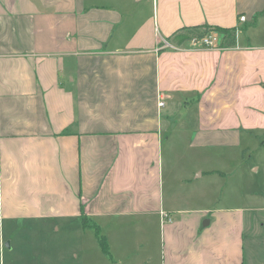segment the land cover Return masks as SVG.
<instances>
[{
	"label": "crops",
	"instance_id": "crops-1",
	"mask_svg": "<svg viewBox=\"0 0 264 264\" xmlns=\"http://www.w3.org/2000/svg\"><path fill=\"white\" fill-rule=\"evenodd\" d=\"M263 10L264 0H0V218L100 230L138 218L160 225L145 264H247L242 216L177 203L175 184L191 186L198 169L174 156L264 132ZM203 25L236 27V42L197 45Z\"/></svg>",
	"mask_w": 264,
	"mask_h": 264
},
{
	"label": "rangeland",
	"instance_id": "rangeland-1",
	"mask_svg": "<svg viewBox=\"0 0 264 264\" xmlns=\"http://www.w3.org/2000/svg\"><path fill=\"white\" fill-rule=\"evenodd\" d=\"M174 158L179 164L189 159L184 165L191 174L198 169L191 186L175 184L181 188L177 203L235 210L246 224L245 262L264 264V132L254 131L229 147L179 148ZM108 223L99 234L110 237L106 252L93 221L84 229L81 220L14 223L0 218V264H145L154 248L156 254L159 224L144 227L147 223L138 218Z\"/></svg>",
	"mask_w": 264,
	"mask_h": 264
},
{
	"label": "trees",
	"instance_id": "trees-1",
	"mask_svg": "<svg viewBox=\"0 0 264 264\" xmlns=\"http://www.w3.org/2000/svg\"><path fill=\"white\" fill-rule=\"evenodd\" d=\"M260 15H264V10H263L262 14H260ZM203 27L204 28L195 27L191 31L192 32V34H190L191 38L194 36L204 37V35L214 33L220 37L219 45L221 47H223V45L231 47L236 42L235 41L236 33H237L236 27H234L233 29L232 28H225V27H221V26L217 27V26H212V25H203ZM84 223L86 226H90V225H88L89 224L88 220H84ZM95 226H96V232L98 234V238H100L102 245H103V248L107 252L108 251V245H107V241H106L107 238H105L102 234L99 235L100 229L97 225H95Z\"/></svg>",
	"mask_w": 264,
	"mask_h": 264
},
{
	"label": "built area",
	"instance_id": "built-area-1",
	"mask_svg": "<svg viewBox=\"0 0 264 264\" xmlns=\"http://www.w3.org/2000/svg\"><path fill=\"white\" fill-rule=\"evenodd\" d=\"M241 21H245L246 20V16L245 15H242L240 17ZM192 41L196 44H200L201 46H207V47H218L219 46V40H220V37L217 36L216 34L214 33H210V34H207V35H204V37H198V36H194L191 38ZM164 101L162 100L160 102V106L164 105ZM165 216H168V214L165 212L164 213V217Z\"/></svg>",
	"mask_w": 264,
	"mask_h": 264
},
{
	"label": "water",
	"instance_id": "water-1",
	"mask_svg": "<svg viewBox=\"0 0 264 264\" xmlns=\"http://www.w3.org/2000/svg\"><path fill=\"white\" fill-rule=\"evenodd\" d=\"M205 223H206V224L209 223V220H208L207 222H205ZM6 244L9 245V246L11 247V243H10V241H7Z\"/></svg>",
	"mask_w": 264,
	"mask_h": 264
}]
</instances>
